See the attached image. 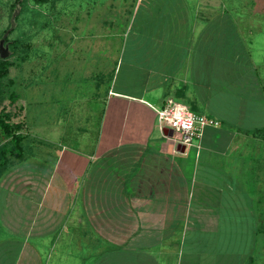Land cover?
<instances>
[{"label": "crops", "instance_id": "1", "mask_svg": "<svg viewBox=\"0 0 264 264\" xmlns=\"http://www.w3.org/2000/svg\"><path fill=\"white\" fill-rule=\"evenodd\" d=\"M227 1L110 2L124 30L92 34V55L123 51L121 66L67 80L59 120L27 108L25 156L0 175V264H252L254 237L243 260L227 247L262 196L264 59L254 16ZM169 99L220 126L181 145L154 109Z\"/></svg>", "mask_w": 264, "mask_h": 264}, {"label": "rangeland", "instance_id": "2", "mask_svg": "<svg viewBox=\"0 0 264 264\" xmlns=\"http://www.w3.org/2000/svg\"><path fill=\"white\" fill-rule=\"evenodd\" d=\"M111 1L0 0V58L8 59L12 63L9 75L0 85V111L15 113L12 123L24 125L27 108L34 109L37 121L48 124L59 120L53 117L57 114L55 109H58V106L62 108L69 100L66 94L59 93L60 89H65V86L74 80L82 87L83 84L89 86L91 79L89 82L87 79L89 80L92 72L88 69L89 65H92L91 68H103L102 62L105 63L108 59L110 63L107 69L105 67L99 71L110 72L108 69L113 67L114 61L117 64L120 58L121 66L123 51L121 54H99L100 59L96 60V63L93 58L97 55H92L94 48L91 47V42L95 39H92V34L98 36L96 39L99 45H105L108 29H113L117 34L124 30L122 14L117 10L113 14ZM115 1L118 3L121 0ZM227 2V12L254 16V34L257 33L255 48L264 59V0H235L236 5L232 4L234 1ZM115 9H119L118 6ZM111 24L113 27H110ZM114 40L119 45L118 39ZM75 69L77 71L72 75ZM124 73L121 69L118 85L123 84ZM12 92L19 95L18 100L13 103L10 98ZM59 101L62 103L57 104ZM263 189L264 183L262 188L257 190L262 196L254 200V233L240 229L228 231V238H238L240 245H230L227 251H236V259L241 256L240 260H243L248 252L247 238L254 237L252 264H264ZM3 204L0 195V219ZM239 226L241 225L237 224V227ZM232 258L228 259V263Z\"/></svg>", "mask_w": 264, "mask_h": 264}, {"label": "built area", "instance_id": "3", "mask_svg": "<svg viewBox=\"0 0 264 264\" xmlns=\"http://www.w3.org/2000/svg\"><path fill=\"white\" fill-rule=\"evenodd\" d=\"M161 130L169 129L179 135L178 141L185 147L193 146L195 141L203 135L208 126H220V122L203 114L192 111L188 106L169 99L160 108H154Z\"/></svg>", "mask_w": 264, "mask_h": 264}, {"label": "trees", "instance_id": "4", "mask_svg": "<svg viewBox=\"0 0 264 264\" xmlns=\"http://www.w3.org/2000/svg\"><path fill=\"white\" fill-rule=\"evenodd\" d=\"M12 63L8 59L0 58V85L2 80L9 75ZM11 102H16L19 95L10 94ZM15 113L6 110L0 111V175L4 173L13 159H23L25 155V135L20 131L21 124L12 123Z\"/></svg>", "mask_w": 264, "mask_h": 264}]
</instances>
